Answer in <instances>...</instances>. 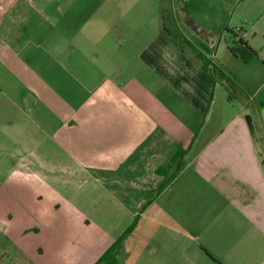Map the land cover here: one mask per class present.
<instances>
[{
  "label": "crops",
  "instance_id": "crops-1",
  "mask_svg": "<svg viewBox=\"0 0 264 264\" xmlns=\"http://www.w3.org/2000/svg\"><path fill=\"white\" fill-rule=\"evenodd\" d=\"M29 1L33 4L23 3V8L8 9L0 17V98L7 102L0 103V111L16 112L15 119L1 123L0 128L2 132L16 129V142L11 150L24 159L37 160L42 167L38 175L48 176L53 182L58 176L93 177V187L109 193L108 201L111 199L122 211L126 204H134L135 209L143 192L151 193L157 188V181L150 178L157 166L147 158L149 151L156 146L179 145L172 153L184 152L181 169L151 198L152 203L163 201L160 210L163 219L167 218L174 231L184 232L175 235L176 246L181 250L178 262L245 264L255 260L249 254L250 247L264 246V168L245 113L251 103L259 109L264 107V71L242 77L228 65L222 66L239 82L243 96L238 91L230 100L226 92L223 123L216 130L211 123L210 131L199 141L192 137L196 129L202 130L200 120L216 83L193 58L187 65L185 56L164 41L161 34L145 52V61L157 65L155 68L162 71L160 76L170 87L158 90L156 95L171 92L184 99L185 111L178 106L174 110L184 114L185 123L168 107L157 104L159 100L151 101L148 110L136 106L118 76L110 80L103 73L102 80L90 87L82 84L88 78L76 82L83 98L72 104L74 91L68 88L67 81L60 87H52L40 77L42 58L35 36L42 29L33 19L34 15H46L57 20L65 17L66 11L58 8L54 0ZM256 2L251 11L263 23L256 25V20H249L252 23L249 32L254 33L251 42H247L249 32L241 30L246 34L244 42L257 53L252 60L259 58L257 49L264 52V0ZM46 4L50 5L48 12ZM29 5L35 9L24 8ZM257 6L263 9L257 11ZM27 25L31 27L26 29ZM68 44L54 46L53 58L46 56L50 68L57 65L65 75L67 62L70 68L72 48ZM222 56L227 58L224 53ZM230 56L231 61L249 64L231 53ZM115 61L109 65L117 69L118 59ZM184 143L199 144L190 162L185 158L193 146L187 154L188 150L180 146ZM145 159L148 164L142 162L143 171L137 173L138 161ZM41 161L46 162L42 165ZM4 203L10 202L6 198ZM9 219L1 236L16 241L21 228L11 229L8 225L14 218ZM16 220L20 223V219ZM111 241L106 242V248ZM4 245L0 243V247ZM18 247L35 264H42L32 259L30 249L20 242Z\"/></svg>",
  "mask_w": 264,
  "mask_h": 264
},
{
  "label": "rangeland",
  "instance_id": "rangeland-1",
  "mask_svg": "<svg viewBox=\"0 0 264 264\" xmlns=\"http://www.w3.org/2000/svg\"><path fill=\"white\" fill-rule=\"evenodd\" d=\"M28 1L0 0V17L8 9L23 8V3L33 4ZM256 1L54 0L58 8L66 11L65 17L57 20L46 15L33 17L39 24V29H42L35 36L36 42L39 43V57L42 58L40 77L52 87H60L67 81L68 88L71 87L74 91L72 104H77L83 94L76 82L88 78L82 84L90 87L102 80V73L105 79L110 80L118 76L117 80L124 84V91L130 93V98L136 106L148 110L151 101L159 100L157 104L168 107L176 118L185 123L184 114L174 110V107L178 106L185 111L187 104L184 99L182 101L181 97L171 92L166 95L155 94H158L160 89L167 90L170 87L161 78L162 71L155 68L157 65L145 61V52L151 49L156 37L161 34L164 41L185 56L187 65L193 58L203 66L205 72L208 63L223 67L226 64L242 77L250 72H262V49H257L260 51L259 58L247 65L231 61L229 53V49L235 46V37L228 30L235 34L242 29L249 32L252 24L250 19L256 20V25L263 23V20H257L251 11L253 5L258 4ZM29 7L35 9V6L30 5L24 8ZM49 7L50 5H45V12L49 11ZM255 8L257 11L263 9L258 6ZM30 27L31 25H27L25 28ZM253 36L254 33L249 32L247 42H251ZM68 43L72 48L70 68L67 62L65 75L57 65L50 68L49 57L46 56L53 58L54 46L69 45ZM222 53L227 55V58L223 57ZM114 59H118L117 69L109 65L116 63ZM211 73L214 76L213 71ZM34 80L38 82V78ZM215 83L207 111L202 114L200 120L202 130L196 129L192 137L198 138L197 141L210 131L211 123L213 130L223 123L221 115L226 113V91L219 79L216 78ZM237 92L235 89L230 90L231 95ZM0 103L7 102L0 98ZM254 105L255 103H251L247 106L245 115L264 168V119L261 110L256 105L254 109ZM13 114L16 112L0 111V124L15 119ZM13 142H16V129H6L2 132L0 128L1 244L10 243L19 249L20 242L26 249H30L32 259L42 264H96L114 245L115 261L111 264L180 263L178 259L181 250L176 246L175 235H182L184 232L174 231L167 218L163 219L162 211L160 212L163 202L161 199L154 203L151 201L152 204L148 205L149 193L143 192L142 201L135 209L134 204H126L120 211L111 199L108 201L109 193L93 187L91 176H58L53 182L48 176L38 175L42 173H37L42 169L38 161L24 159L12 151L15 145ZM190 143L180 145L188 150L187 154L193 146L192 152L185 158L187 162H190V157L199 147L198 143ZM177 146L179 145L156 146L149 151L147 158L150 157V161L157 168L169 175L178 164L177 154L182 152L177 150L172 153ZM44 162L46 161L39 163L44 165ZM142 162L146 166L148 159L138 161L137 173L143 171L140 166ZM15 190L18 192L13 193ZM204 195L208 197L206 192ZM6 198L9 204L4 203ZM11 217L14 220L8 223V226L11 229L19 226L21 228L16 241L1 236ZM16 218L20 219V223ZM160 221L164 222V225ZM110 240L111 244L106 248L105 244ZM249 254L256 258L245 264H264V246L259 245L256 249L250 247Z\"/></svg>",
  "mask_w": 264,
  "mask_h": 264
},
{
  "label": "trees",
  "instance_id": "trees-1",
  "mask_svg": "<svg viewBox=\"0 0 264 264\" xmlns=\"http://www.w3.org/2000/svg\"><path fill=\"white\" fill-rule=\"evenodd\" d=\"M234 37H236V34L233 31L228 30ZM234 45L232 48L229 49L230 53L235 56L239 57L242 62L244 63H249L252 59L257 57V53L252 50L245 42L244 40H238L234 41ZM209 67V68H208ZM206 72L209 78L215 82V79H219L225 87V90L228 94V99H232V95L230 93V90L235 89L240 92V94L243 96L242 89L240 88L239 83L231 77L224 69L222 66L218 65H213L209 64L206 66ZM211 71H213L214 76L212 75ZM244 98H247L244 95ZM184 152H179L177 154L178 158V164L176 166L175 171L172 174L166 175L165 172H162L163 170L161 168H157L153 175L150 177L152 180L155 179L157 181V186L155 191H152L149 193V198L147 204L152 200L151 198L154 197L156 193L161 191L174 177L175 175L179 172V170L182 167V161L180 159L183 157ZM116 249V246L108 251L103 257L96 263V264H101V263H114V251ZM0 264H34L32 261L18 248L15 246L11 245L10 243H7L3 247H0Z\"/></svg>",
  "mask_w": 264,
  "mask_h": 264
},
{
  "label": "built area",
  "instance_id": "built-area-1",
  "mask_svg": "<svg viewBox=\"0 0 264 264\" xmlns=\"http://www.w3.org/2000/svg\"><path fill=\"white\" fill-rule=\"evenodd\" d=\"M237 32L238 33L236 34L235 41L243 40L246 37V34L243 33L241 30H238Z\"/></svg>",
  "mask_w": 264,
  "mask_h": 264
},
{
  "label": "water",
  "instance_id": "water-1",
  "mask_svg": "<svg viewBox=\"0 0 264 264\" xmlns=\"http://www.w3.org/2000/svg\"><path fill=\"white\" fill-rule=\"evenodd\" d=\"M260 110H261L262 117L264 118V107H262Z\"/></svg>",
  "mask_w": 264,
  "mask_h": 264
}]
</instances>
